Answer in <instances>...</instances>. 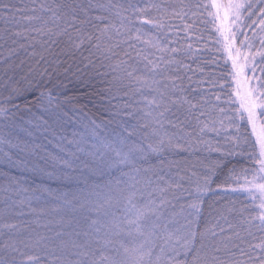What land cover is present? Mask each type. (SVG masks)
<instances>
[{
    "label": "snow or ice",
    "instance_id": "obj_1",
    "mask_svg": "<svg viewBox=\"0 0 264 264\" xmlns=\"http://www.w3.org/2000/svg\"><path fill=\"white\" fill-rule=\"evenodd\" d=\"M0 25V264H264V0H0ZM69 74L105 119L63 110Z\"/></svg>",
    "mask_w": 264,
    "mask_h": 264
},
{
    "label": "trees",
    "instance_id": "obj_2",
    "mask_svg": "<svg viewBox=\"0 0 264 264\" xmlns=\"http://www.w3.org/2000/svg\"><path fill=\"white\" fill-rule=\"evenodd\" d=\"M191 23V20L187 21H180L179 19L172 21L174 27L171 29L173 33H176L179 37L180 42L186 43L184 39V32H183V24L184 23ZM251 21H249L250 23ZM2 26V25H0ZM197 27L202 28V24H198ZM150 26H146L145 30L147 31ZM209 28H211V25H209ZM247 34L249 36L252 35L251 30H247ZM207 36V33H205ZM243 39V36L240 37ZM257 45L259 44V41H256ZM193 46L198 47L199 45H196L195 42H193ZM255 51V49H253ZM212 55H215L217 57L218 63L215 65H210L205 67L206 72H216L219 74L221 71L224 61L222 58V54L213 52ZM211 56L206 54L203 59H210ZM259 59V58H257ZM230 68V63H229ZM193 68L196 67L195 64L192 65ZM75 71V68L73 69ZM251 74V73H250ZM257 75H259V72H257ZM61 84L60 87L53 89V95L56 96L59 93L58 99L62 103V108L64 111L68 112L69 116H71L75 120L79 119H88V118H95L98 121L105 119L103 115H101L102 109L100 108V105L96 103L97 98L94 97L93 93L95 91V88L98 86L96 82H90V83H84L81 80H77L75 77H73L71 74L67 78L61 77ZM194 80L199 79V74L193 77ZM193 87H195V84H193ZM38 95V93H37ZM68 98V101L65 102V99ZM30 102V103H29ZM17 103L20 105V110L16 113V118L19 120L21 118L28 119L32 115V113L27 111L28 107L32 108V112L35 113L37 116L40 115V110L35 106V98L33 96L28 97V102L25 100H18ZM84 113H87V116H84ZM2 127H0V133H2ZM219 158L218 153H212L211 159L215 160ZM231 167V165H229ZM3 169V165L0 164V170ZM227 174V169H224L222 172H219L217 174L218 178L215 179V183L212 184V188L215 190L213 192L205 193L204 200L202 204L203 208V216L205 219L208 218L209 213L213 210V207L217 205V202L224 203L225 200L221 198L220 192L217 189V184H220ZM203 226V225H202ZM51 227L55 228L56 225H51ZM40 231H46V229H39Z\"/></svg>",
    "mask_w": 264,
    "mask_h": 264
}]
</instances>
